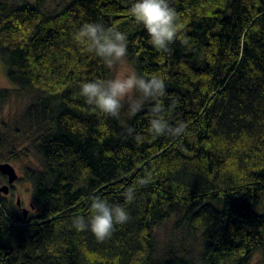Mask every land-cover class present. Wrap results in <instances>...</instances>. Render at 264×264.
I'll list each match as a JSON object with an SVG mask.
<instances>
[{
  "label": "trees",
  "instance_id": "1",
  "mask_svg": "<svg viewBox=\"0 0 264 264\" xmlns=\"http://www.w3.org/2000/svg\"><path fill=\"white\" fill-rule=\"evenodd\" d=\"M132 2L67 0L49 12L0 0V61L13 84L0 88V112L22 101L10 128L0 120V162L15 161L27 140L41 165L23 174L36 214L19 215L0 194V264H194L170 247L156 257L155 228L175 209L174 228L200 237L204 264H250L256 252L264 264V0H169L178 36L167 52L127 14ZM86 22L123 32L134 72L164 79L167 119L186 125L181 135L149 130L151 99L121 121L79 95L82 83L110 79L108 64L74 39ZM146 175L147 186L135 183ZM93 194L130 214L103 242L72 226Z\"/></svg>",
  "mask_w": 264,
  "mask_h": 264
},
{
  "label": "clouds",
  "instance_id": "2",
  "mask_svg": "<svg viewBox=\"0 0 264 264\" xmlns=\"http://www.w3.org/2000/svg\"><path fill=\"white\" fill-rule=\"evenodd\" d=\"M127 14L142 24L150 37L151 45L161 52H167L169 45L178 36V16L175 8L170 6L169 0H133L127 8ZM74 39L86 46L89 53L102 58L105 63L119 62L127 55V37L112 27H106L99 22L83 23L74 33ZM184 43H187L185 37ZM133 91L146 99L154 101L148 113L149 130L157 136H179L186 130L184 123L175 126L167 119L162 98L166 95L164 79L153 74L145 78L136 73L125 74L114 79H96L80 85L79 95L85 102L102 113L118 117L122 108V99ZM142 105L132 102L130 112L134 115ZM131 129L129 133H131ZM151 176L140 177L135 182L147 186ZM125 200L132 203L136 197L135 186L125 191ZM90 207L87 217L76 215L72 218V226L78 230H90L95 238L103 242L108 239L117 225H123L130 220V214L121 204H110L106 198L99 195L89 197Z\"/></svg>",
  "mask_w": 264,
  "mask_h": 264
},
{
  "label": "rangeland",
  "instance_id": "3",
  "mask_svg": "<svg viewBox=\"0 0 264 264\" xmlns=\"http://www.w3.org/2000/svg\"><path fill=\"white\" fill-rule=\"evenodd\" d=\"M25 1L36 2L41 5L44 10L55 12L67 0ZM108 68L110 69V79L122 77L125 74L135 73L132 64L127 60L126 57H124L119 62L108 64ZM12 86L13 84H11L5 76L4 68L0 61V88L13 89ZM132 102H138L142 105L144 100L143 97L135 91L123 98L122 108L119 114L121 121L125 120L131 115L129 105ZM20 107H22V101L20 100V97L16 95L13 96L12 101H10L3 111L0 112V120L7 122L8 128H10L9 126H12L14 120L17 118L16 113L20 111ZM15 153L17 155V159L15 161L0 162L9 163L15 169L16 174L18 175V180L13 183L11 195H6V197L9 201H11L12 207L15 210H18L16 202L19 199L20 206L28 212L26 217L29 218L30 216L37 213L38 207L33 202V192L31 185L26 180H24L23 174L26 169L40 170L41 165L35 152L29 143H27V140L17 143ZM262 207L264 208V196L262 199ZM19 215H21V210ZM179 216L180 210H172L168 219L156 226L154 231L156 257H161L164 250L170 247L173 250L187 253L194 264H204L200 255L202 249L200 237L197 235L196 237L190 238L187 236L184 228H174ZM236 262L237 257L235 256H223L218 258L214 264H236ZM250 264H262L260 252H256L251 256Z\"/></svg>",
  "mask_w": 264,
  "mask_h": 264
},
{
  "label": "water",
  "instance_id": "4",
  "mask_svg": "<svg viewBox=\"0 0 264 264\" xmlns=\"http://www.w3.org/2000/svg\"><path fill=\"white\" fill-rule=\"evenodd\" d=\"M0 174L7 176V184L2 185L0 181V194L7 195L9 193V186L18 180V175L15 169L9 163H0ZM19 204V199L17 201ZM24 217L27 216V211H23Z\"/></svg>",
  "mask_w": 264,
  "mask_h": 264
},
{
  "label": "flooded vegetation",
  "instance_id": "5",
  "mask_svg": "<svg viewBox=\"0 0 264 264\" xmlns=\"http://www.w3.org/2000/svg\"><path fill=\"white\" fill-rule=\"evenodd\" d=\"M0 181L1 184L4 185L5 182L7 183V176L0 174ZM13 188V184L9 186V194L11 193V189ZM20 210L23 209L21 206H19Z\"/></svg>",
  "mask_w": 264,
  "mask_h": 264
},
{
  "label": "bare ground",
  "instance_id": "6",
  "mask_svg": "<svg viewBox=\"0 0 264 264\" xmlns=\"http://www.w3.org/2000/svg\"><path fill=\"white\" fill-rule=\"evenodd\" d=\"M263 195H264V194H263ZM263 195H262V196H263Z\"/></svg>",
  "mask_w": 264,
  "mask_h": 264
}]
</instances>
